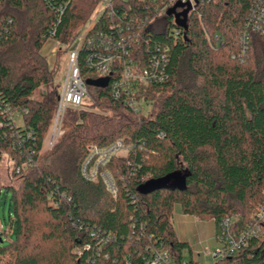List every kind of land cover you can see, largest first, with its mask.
Instances as JSON below:
<instances>
[{"label":"trees","instance_id":"obj_1","mask_svg":"<svg viewBox=\"0 0 264 264\" xmlns=\"http://www.w3.org/2000/svg\"><path fill=\"white\" fill-rule=\"evenodd\" d=\"M98 1L65 7V0H0V148L15 168L29 156L33 162L14 173L18 188H4L11 194L14 238L4 244L8 232L0 230V264H142L147 246L168 251L177 264H199L184 259L191 249L174 231L176 205L200 220L232 218L231 230L239 234L264 203V36L252 35L239 60L253 0H198L195 10L171 8L162 17L144 1L114 0L85 38L134 19L144 45L167 49V79L140 89L143 106L135 113L112 98L109 85L97 86L114 77L101 79L88 69L85 41L79 65L88 95L82 109L67 111L64 134L45 154L59 87L40 53L48 40L71 44ZM6 106L27 111L22 122L32 132L15 149L12 125L1 114ZM118 140L128 153L106 167L113 194L102 179H84L81 168L90 148ZM173 175L178 179L165 187L140 192ZM221 264H264V230Z\"/></svg>","mask_w":264,"mask_h":264},{"label":"built area","instance_id":"obj_2","mask_svg":"<svg viewBox=\"0 0 264 264\" xmlns=\"http://www.w3.org/2000/svg\"><path fill=\"white\" fill-rule=\"evenodd\" d=\"M65 1L66 7L74 0ZM141 1L146 3L149 10L153 7V12L160 17L166 15L168 9L176 8L175 11L183 9L195 10L196 4H198V0ZM200 1L204 2L205 0ZM99 2L100 7L95 14L96 19L88 23V29L82 37L80 46H84L86 41V65L88 69L101 79H110L113 76V80L109 81L108 84L112 98L122 100L126 107L138 113L143 106L142 101L136 98L140 89L143 86L162 83L167 79L166 72L169 64L167 49L158 44L151 47V43L148 40H146L144 45L139 31L141 26H136L134 19H131L127 25L117 24L116 27L110 26L109 31H98L86 39L85 37H87L89 31L99 22V18L111 8L114 0H99ZM251 3L249 14L240 35L241 52L239 60L244 58L252 35L264 36V0H253ZM145 22H150V19H145L142 24ZM172 33L179 35L180 31L174 29ZM217 39L219 40V37ZM60 45L58 43L56 48L58 49ZM143 45L149 51L148 60L146 61L142 57L141 48ZM79 50L70 52L68 70L58 95L53 123L45 138L43 150L45 145L49 148L54 147L58 139L64 134L63 125L67 111L70 109H82L84 99L88 95L87 85L84 78H82L79 65ZM233 58L235 57L233 56ZM1 114L8 117L12 125L11 135L14 138L12 142L14 149L16 145H19V142L23 143L24 140L32 138V132L25 129L23 122L21 125L15 122L17 118L22 120L23 114H27V111H13L11 107L6 106L1 110ZM15 128H19V130ZM4 140L2 139L0 142ZM125 149L128 148L123 140L115 141L100 149L99 147L90 148L88 157L82 165L81 175L90 182L102 179L107 188L113 194H116L115 182L106 167L114 157L120 155ZM7 155L9 156V153L0 148V160L4 158L3 156L7 157ZM28 167H33L30 156L26 162L16 168L14 167L15 173L20 174ZM216 224L218 227L217 239L223 243V247L219 252L211 255V258L214 264H221L225 258L232 257L238 250L245 247L250 239L262 234L264 230V203L257 211L253 224L239 234H234L231 230L234 224V219L232 218H222ZM132 234L133 237L140 240L138 234H135V232ZM146 251L147 254L141 258L142 264H177L168 251H162L151 246H147ZM182 264H186V261Z\"/></svg>","mask_w":264,"mask_h":264},{"label":"rangeland","instance_id":"obj_3","mask_svg":"<svg viewBox=\"0 0 264 264\" xmlns=\"http://www.w3.org/2000/svg\"><path fill=\"white\" fill-rule=\"evenodd\" d=\"M99 7L100 2L98 1L96 8H94L95 11L91 15L88 23L96 19L95 14ZM88 23L86 24L88 25ZM87 25L77 33L71 44L60 45L57 49L56 47L58 43L54 40H48L40 53L46 58L49 69L54 71L53 80L54 84L59 87V92L68 70L70 52L79 50L82 43V37L88 29ZM85 110L97 114L110 115V112L107 110L104 111L100 108L94 109L86 107ZM15 122L19 125L22 124V120L18 118ZM52 149L53 148L46 147L45 145L43 153L47 154ZM127 153L128 149H125L118 156L125 157ZM3 157L4 158L0 160V230L8 232V235H4V244H8L13 240L14 233L8 231L10 227L8 219L10 217L11 194L4 188L7 186H17L18 188L19 178L14 175L15 168L10 157L8 155L7 157ZM172 223L178 240L188 243L191 249V253L188 250L183 253L185 260L192 259L199 264H214L211 255L219 252L223 247V243L217 239L218 227L213 220H200L194 216H187L183 214L180 206L176 205L173 209Z\"/></svg>","mask_w":264,"mask_h":264},{"label":"water","instance_id":"obj_4","mask_svg":"<svg viewBox=\"0 0 264 264\" xmlns=\"http://www.w3.org/2000/svg\"><path fill=\"white\" fill-rule=\"evenodd\" d=\"M185 26L186 25L184 24V27ZM107 85H108V80H101L97 83V86H99V87H107ZM171 179H178V176L173 175V176L165 178L161 181H151V182L147 183L144 187H142L140 189V192L143 195H147V194H149L155 190H158V189L165 187Z\"/></svg>","mask_w":264,"mask_h":264}]
</instances>
